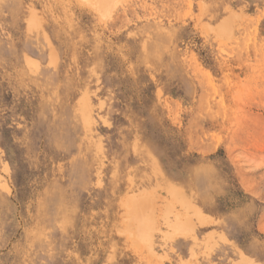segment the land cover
I'll use <instances>...</instances> for the list:
<instances>
[{"label": "rangeland", "instance_id": "374dc122", "mask_svg": "<svg viewBox=\"0 0 264 264\" xmlns=\"http://www.w3.org/2000/svg\"><path fill=\"white\" fill-rule=\"evenodd\" d=\"M0 264H264V0H0Z\"/></svg>", "mask_w": 264, "mask_h": 264}]
</instances>
